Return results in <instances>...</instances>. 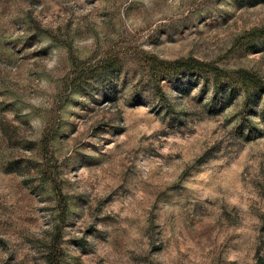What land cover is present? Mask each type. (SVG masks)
Here are the masks:
<instances>
[{
    "label": "rangeland",
    "instance_id": "374dc122",
    "mask_svg": "<svg viewBox=\"0 0 264 264\" xmlns=\"http://www.w3.org/2000/svg\"><path fill=\"white\" fill-rule=\"evenodd\" d=\"M262 27L264 0H0V264H264V89L162 100L148 69L264 80Z\"/></svg>",
    "mask_w": 264,
    "mask_h": 264
},
{
    "label": "trees",
    "instance_id": "16d2710c",
    "mask_svg": "<svg viewBox=\"0 0 264 264\" xmlns=\"http://www.w3.org/2000/svg\"><path fill=\"white\" fill-rule=\"evenodd\" d=\"M249 34L252 38L262 37L264 36V27L253 29ZM74 66H77V64H74ZM116 67V61L106 60L95 71L108 73L114 71ZM86 69L78 66V71L73 80H71V87L76 88L81 86L85 81L84 79L87 73L93 74L95 72L94 70L92 72L91 68ZM148 69L149 81L152 83L153 90L162 100L164 99V93L160 86L161 80H167L177 75H194L202 77L203 79L211 77L216 85L224 82L228 89L232 85H238L245 93H248L252 89H264V80L256 73L246 69L229 71L191 56L174 60H165L151 56L148 60Z\"/></svg>",
    "mask_w": 264,
    "mask_h": 264
}]
</instances>
